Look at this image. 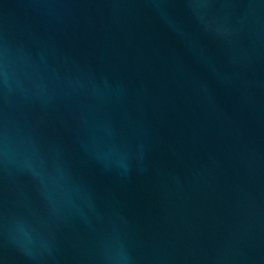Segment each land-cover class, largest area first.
I'll list each match as a JSON object with an SVG mask.
<instances>
[{
    "label": "water",
    "instance_id": "water-1",
    "mask_svg": "<svg viewBox=\"0 0 264 264\" xmlns=\"http://www.w3.org/2000/svg\"><path fill=\"white\" fill-rule=\"evenodd\" d=\"M0 264H264V0H0Z\"/></svg>",
    "mask_w": 264,
    "mask_h": 264
}]
</instances>
